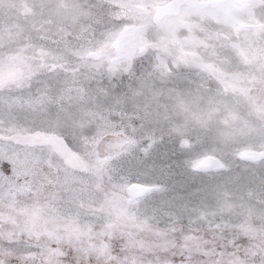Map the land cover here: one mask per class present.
<instances>
[{"label":"snow or ice","instance_id":"6c2138e0","mask_svg":"<svg viewBox=\"0 0 264 264\" xmlns=\"http://www.w3.org/2000/svg\"><path fill=\"white\" fill-rule=\"evenodd\" d=\"M0 264H264V0H0Z\"/></svg>","mask_w":264,"mask_h":264}]
</instances>
